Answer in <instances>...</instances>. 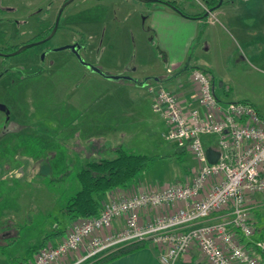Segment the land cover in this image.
<instances>
[{
    "label": "rangeland",
    "instance_id": "374dc122",
    "mask_svg": "<svg viewBox=\"0 0 264 264\" xmlns=\"http://www.w3.org/2000/svg\"><path fill=\"white\" fill-rule=\"evenodd\" d=\"M64 1L0 0V45L38 38ZM171 1L190 13L206 8V22L191 41L183 68H204L221 101L249 99L264 110V0H218L212 10L210 0ZM156 6L163 4L158 0H72L47 43L72 38L89 42L86 68L72 57L69 68L58 66L52 77L30 74L37 68L23 67L14 70L17 82H10L7 89L0 84V99L8 105L12 119L10 130L2 135L4 113L0 111V173L6 177L0 185V231L9 229L10 221L15 226V234L0 243L11 244L7 251L12 258L29 257L27 249L42 240L52 222L58 220L61 228L70 224L72 218L62 206L80 187L76 171L81 164L99 157L86 154L96 129L107 131V144L120 143L129 151L152 156L147 168L128 185L179 183L198 166L188 148L179 151L177 142L167 136L170 124L154 110L147 89L145 80L156 76H164L163 84L171 89L170 77L180 71L173 67L167 71L166 52L150 24V11ZM65 16L67 27L63 26ZM66 53L60 50L57 57L64 62ZM22 55L10 58L17 62ZM75 139L79 142L74 143ZM202 139L205 145L217 146L215 134ZM100 154L111 157L115 152L107 147ZM25 156L27 162H23ZM16 171L19 178L14 176ZM257 193L259 204L249 211L253 231L244 236L246 244L264 237V194ZM246 248L264 261L263 248L248 244ZM10 258L0 253V264Z\"/></svg>",
    "mask_w": 264,
    "mask_h": 264
},
{
    "label": "built area",
    "instance_id": "2783aa9c",
    "mask_svg": "<svg viewBox=\"0 0 264 264\" xmlns=\"http://www.w3.org/2000/svg\"><path fill=\"white\" fill-rule=\"evenodd\" d=\"M189 80L193 94L184 99L159 78L146 84L154 110L170 124L167 136L198 161L191 174L179 183L110 192L98 215L73 221L57 243L18 264H50L81 249L80 262L137 240L158 246L163 264H175L193 245L210 264H264L235 232L252 233L247 198L264 193V114L248 100L221 101L212 76L200 67L190 70ZM207 134L216 135V148L203 142ZM208 148L218 152L215 161ZM148 208L158 212L141 223V211ZM218 212L229 218L212 219ZM116 218L120 224L111 228ZM256 244L264 248V239Z\"/></svg>",
    "mask_w": 264,
    "mask_h": 264
},
{
    "label": "crops",
    "instance_id": "0c3cea01",
    "mask_svg": "<svg viewBox=\"0 0 264 264\" xmlns=\"http://www.w3.org/2000/svg\"><path fill=\"white\" fill-rule=\"evenodd\" d=\"M162 4L163 6H156L151 9L150 11V19H151L150 22L151 23L150 24L152 28H154L156 31V35L158 38L160 48L166 52L167 62H168L167 71L170 70L169 67L170 68L173 67L176 70L180 69L177 75L170 77V83L173 84V86L171 87V90L176 92L179 97H183L184 99L185 96L191 97L193 94V91H192L191 82L189 80L190 71L185 70L183 68V65L188 57L190 43L196 37L198 29H199V23L202 20L183 16L179 14L177 11H175L172 7L168 6L167 4L165 3H162ZM89 72L91 71L89 70ZM185 72L187 76L185 75ZM157 77H159V80L163 82L162 79L164 76H157ZM220 85H222V82H220ZM243 100L250 101L258 109L260 113L264 114V110H260L257 104H255L249 99H243ZM106 134H107V131H105L104 129L103 130L96 129L93 133L90 134V139L93 143H91V145L88 146L89 148L86 149L87 157L92 156L94 154H97L100 157L101 156L100 153H102L105 148L109 147L111 150L115 152L116 148L121 146L120 143H116L112 145L107 144L106 136H105ZM76 141H78V139H75L74 143H76ZM209 145L210 144H208V146ZM211 146L212 148L217 147V146L213 147L214 145H211ZM183 150L185 149L179 147V151H183ZM27 161H28L27 157L25 156V158H23V162H27ZM14 176H16L17 178L20 177L18 172L15 173ZM186 176L188 175H185V177ZM4 178L6 177L1 175L0 173V180H3ZM134 189L136 190L138 189L136 186V183L135 185L134 183H132L131 185H127L125 187L114 188L108 192L105 200L108 199V195L110 192H113V191L121 192L122 191V193L125 194V193L132 192ZM259 197L260 195H258V193L255 192L247 198V204L249 205V211L251 209L254 210V206L256 207V205L259 204L258 202ZM263 197L264 195L262 196V198ZM157 212L158 211L155 210L154 208L153 209L148 208V209L142 210L141 215H140V222L144 223L150 220L152 217L155 216V214H157ZM211 218L215 220H224V219H228L229 216L227 215L226 212H223V213L218 212V213H214V215H212ZM76 220L77 219H74V218L71 219L70 224L67 227H69L72 224V222ZM10 223H11V227H8L9 229H6L5 231H0L1 241L2 239L5 240L8 235L15 234L13 233L15 232V230H13V228L15 227L14 222L10 221ZM119 224H120L119 218H116L113 220L111 228H115L119 226ZM67 227H65V229ZM228 229L234 230L232 229L231 225H228ZM235 232L237 233V236L240 238V240L244 243L245 242L244 236L239 235L238 230H235ZM263 238L264 237L262 234L261 239L249 240L247 244L257 249H262V247L257 246L256 243L257 241L262 240ZM59 240H60V237L52 238L47 243L48 244L55 243ZM9 244L10 243H6V242L0 243L1 245L0 253H4V254L6 253L8 258L11 257L9 256L8 251H7ZM247 244L245 242V245ZM34 254L35 253H33V255ZM159 254L160 252H159L158 246H155L152 243L146 241L142 247L137 248L135 250L125 252L121 255H118L110 260H107L103 264H163L160 260ZM81 255H82V250L79 249L64 257H61L58 261H54L50 264H73L79 260ZM2 258L3 257H1V259ZM23 259L24 257L20 258L19 260L18 258L15 259L11 257L10 262L2 263V264H18L20 262H23ZM182 262H191L193 264H210L207 258L200 252V249L197 247V245H193L191 249H189L184 254L180 255L175 264H181Z\"/></svg>",
    "mask_w": 264,
    "mask_h": 264
},
{
    "label": "trees",
    "instance_id": "16d2710c",
    "mask_svg": "<svg viewBox=\"0 0 264 264\" xmlns=\"http://www.w3.org/2000/svg\"><path fill=\"white\" fill-rule=\"evenodd\" d=\"M217 1L218 0H210L209 5L211 6ZM170 3L171 5H168L167 3L165 4L172 7L179 14L189 18L202 20L199 23L197 37L199 35L200 26H203L206 22V8L202 9L199 13H190L183 10L176 2L171 1ZM156 78L157 76L154 78H148V81L149 79L156 80ZM151 160L152 156L143 152L129 151L122 145L116 148L114 156H100L95 159L86 160L76 171L80 187L68 196L62 209L72 219L87 218L98 215L103 206V202L105 201L104 195L106 196V193L114 188L127 186L139 171L147 168ZM57 223L58 220H56V223L52 222L49 230L44 233L42 240L38 244L36 243L29 246L28 251L30 257H24L23 262H29L33 257V253L41 247L48 245L47 242L50 239L57 237L61 238L63 236L65 228L59 227ZM145 242L146 241L142 240L132 241L102 253H98L75 264H103L107 260L118 255L142 247Z\"/></svg>",
    "mask_w": 264,
    "mask_h": 264
},
{
    "label": "flooded vegetation",
    "instance_id": "af4514ba",
    "mask_svg": "<svg viewBox=\"0 0 264 264\" xmlns=\"http://www.w3.org/2000/svg\"><path fill=\"white\" fill-rule=\"evenodd\" d=\"M158 1L162 3H165V1L171 2V0H158ZM65 6L63 7L62 12ZM216 6L217 4L214 3L210 6V8L211 7L215 8ZM7 9H9V7H7ZM58 11L55 14L54 20L47 26H44L45 31L43 32V34L40 35L35 40L26 41L18 45H0V84L3 89L5 88L7 89L10 82L15 83L18 81L14 70L19 71L20 69H23V67H31V68L36 67L37 69H35L30 74L43 73L50 77H52L54 70H56L58 66L69 68L72 62L71 60H73L72 57H75L76 60L79 62V64L82 67L83 66L85 67V52L87 51L89 47L88 45H90L89 42H85V40L84 41L77 40V39L73 40L72 38L69 41L65 40L63 42L56 43V44L47 43L53 38L59 26L61 25L60 18H59L58 26L56 30L51 34ZM62 12L60 14V17L62 15ZM68 17H69V12H68ZM68 24L69 23L65 16L63 26L67 27ZM83 24L85 25V21L83 22ZM65 38H68V36L66 35ZM29 43H32V44L20 49V47L24 46L25 44H29ZM60 50L67 51L66 56L71 57V59L66 57L64 58L65 61L63 62V59L58 58L57 53ZM14 51L16 52L13 53ZM20 54H23L22 58L18 59L17 62H14L13 59L10 58L11 56L20 55ZM58 63H61V64H58ZM146 81H148V79H146ZM0 103H3L4 105H6L7 108L9 109L8 105L3 100L0 99ZM0 111L4 113V118H3L2 125H1V134L3 135L5 132L10 130V123H11L10 119L11 118H10V113L7 114L5 110L1 108H0ZM14 123L16 122L14 121Z\"/></svg>",
    "mask_w": 264,
    "mask_h": 264
},
{
    "label": "water",
    "instance_id": "95a60500",
    "mask_svg": "<svg viewBox=\"0 0 264 264\" xmlns=\"http://www.w3.org/2000/svg\"><path fill=\"white\" fill-rule=\"evenodd\" d=\"M70 1H72V0H66V1L62 4V6L60 7V9H59V11H58V14H57V17H56V19H55L54 25H53V28H52L51 34L56 30V28H57V26H58V22H59L60 14H61V12H62L63 7H64L67 3H69ZM145 1H149V0H145ZM219 1H221V0H219ZM165 3H167L168 5H171V3H170L169 1H165ZM176 8H177V7H176ZM177 9H178V8H177ZM212 9H213V7L210 8V10H212ZM31 44H32V43L25 44L24 46L20 47V49H22V48H24V47H26V46H28V45H31ZM72 48H73V46H72ZM20 49H18V50H20ZM15 52H16V51H14L13 53H15ZM0 108L3 109V110H5V112H6L7 114H9V109H8L7 106L4 105L3 103H0ZM207 154H208V158H209L210 161H215V160H216V157L218 156V152H216L215 150H213V149H211V148H208V149H207ZM0 185H1V180H0Z\"/></svg>",
    "mask_w": 264,
    "mask_h": 264
}]
</instances>
